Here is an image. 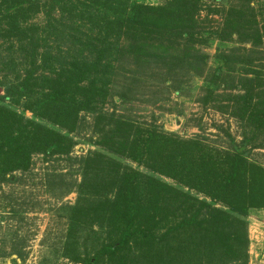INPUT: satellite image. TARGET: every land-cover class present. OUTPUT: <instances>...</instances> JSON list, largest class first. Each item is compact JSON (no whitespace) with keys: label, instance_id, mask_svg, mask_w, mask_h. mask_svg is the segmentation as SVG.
Segmentation results:
<instances>
[{"label":"trees","instance_id":"trees-1","mask_svg":"<svg viewBox=\"0 0 264 264\" xmlns=\"http://www.w3.org/2000/svg\"><path fill=\"white\" fill-rule=\"evenodd\" d=\"M221 1L0 0V183L35 177L42 157L43 192L76 195L57 208L75 264H248L249 213L264 210V167L249 157L264 136V24L257 49L232 4L244 0ZM233 36L254 45L228 47ZM215 40L226 68L247 73L207 68ZM192 79L208 86L197 104L249 139L185 140L144 116L190 97ZM77 144L93 149L75 157ZM11 245L6 256L26 257Z\"/></svg>","mask_w":264,"mask_h":264},{"label":"rangeland","instance_id":"rangeland-1","mask_svg":"<svg viewBox=\"0 0 264 264\" xmlns=\"http://www.w3.org/2000/svg\"><path fill=\"white\" fill-rule=\"evenodd\" d=\"M139 4L157 6L168 0H133ZM245 8L239 6L237 1L232 4L238 5L242 15L250 18L249 27L253 28L256 39V48H262L261 27L264 24V0H244ZM223 5H222V4ZM220 5L227 10L231 1H221ZM201 19H205V12L201 13ZM210 20L222 26V18L218 15L208 16ZM242 39L253 38V33L241 32ZM249 37V38H248ZM228 47H250L251 42H238L237 36L232 37V42H227ZM236 43V44H233ZM218 41L209 43L207 53V68L213 73L234 71L232 76L244 75V66H227L216 56ZM248 68V67H247ZM208 72V71H207ZM189 91L190 97H177L171 94L170 102L162 109H153L148 105L143 112L148 117L154 113L157 126L166 133L176 135L181 139L191 140L196 136L210 137L218 146L227 145V137L230 136L237 143L242 137L250 138L248 129H241L237 120L229 115H222L211 109L204 110L195 99L201 95L200 87H208L201 79H192ZM185 93L186 90H185ZM2 95V90H0ZM28 114V113H27ZM216 136V138H215ZM214 137V138H213ZM260 148H255V147ZM250 159L264 167V136L254 138L249 143ZM89 149L87 145L77 144L73 149V156L85 155ZM47 164L42 163V157H33V178H23L22 181L11 185L0 183V264H75L70 260V254L62 248L64 244L62 235L67 229V218L64 213L57 211L62 205H73L76 199L74 193L55 199L45 194L40 185V177ZM16 201V204L13 202ZM11 203V204H10ZM20 205V206H18ZM6 206V207H3ZM16 211V213L14 212ZM64 217V218H63ZM248 236V264H264V210H252L249 213ZM13 241V242H11ZM25 246L23 253L26 257L21 259L15 255H5L10 250L11 244ZM70 249V248H68ZM5 255V256H4Z\"/></svg>","mask_w":264,"mask_h":264}]
</instances>
